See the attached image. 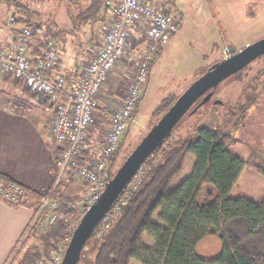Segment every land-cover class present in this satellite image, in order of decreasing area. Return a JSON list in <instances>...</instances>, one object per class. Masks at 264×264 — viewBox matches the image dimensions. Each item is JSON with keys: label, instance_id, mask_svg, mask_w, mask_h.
Segmentation results:
<instances>
[{"label": "trees", "instance_id": "obj_1", "mask_svg": "<svg viewBox=\"0 0 264 264\" xmlns=\"http://www.w3.org/2000/svg\"><path fill=\"white\" fill-rule=\"evenodd\" d=\"M105 2L89 0L81 13L82 20L89 25L103 21L107 14ZM0 3L17 17L18 23L32 29L33 42L41 43L45 38L59 40L66 34L63 29H51L52 24L44 27L39 14L19 0H0ZM160 51L161 48L149 63L148 75ZM246 68L226 80L233 79L242 84L240 75ZM177 98L173 96L155 109L148 130ZM140 99L132 117L138 111ZM254 100L257 98H247L248 103ZM199 102L188 112H194ZM248 103H237L235 112L244 116ZM201 107L203 105L197 109ZM126 135L127 132L110 157L111 169ZM231 141V135L221 128L198 127L194 135L186 136H175L171 132L135 176V188L129 192L125 203L119 205L114 213L108 215L105 223L95 229L77 264H130L131 261L138 264H264V198L256 203L244 197H229L245 167L255 168L264 176V154L262 159H254L253 155L241 159L226 149ZM187 154L195 157L192 172L171 188ZM57 158L58 152L54 150V159ZM111 169L110 177L115 173ZM0 181L4 184L12 182L1 173ZM62 188H65V183L59 182L51 194L50 199L57 203L53 210L56 219L40 233V250L25 249L19 258L25 240L30 238L32 232L37 235L35 224L46 212H42L24 234V241L11 262L17 260V264H34L42 255L49 256L64 242L65 225L61 217L73 213L68 203L75 199L61 193ZM206 192H211L212 197L204 200ZM28 198L39 200L38 195L30 191L26 192L25 202ZM40 205L37 202L31 207V222ZM210 236L220 239L222 249L215 258L203 259L196 254V249L199 243ZM145 238L152 241V246L144 243Z\"/></svg>", "mask_w": 264, "mask_h": 264}, {"label": "rangeland", "instance_id": "obj_2", "mask_svg": "<svg viewBox=\"0 0 264 264\" xmlns=\"http://www.w3.org/2000/svg\"><path fill=\"white\" fill-rule=\"evenodd\" d=\"M19 1L39 14V20L44 27L47 28L52 24L51 29L53 30L56 28L65 30L66 34L59 39L62 67H66L68 60L72 57L77 58L84 55V59L88 60L91 46H98L102 41L107 16L104 17L103 21H95L90 25L82 20L81 13L86 9L89 0ZM169 11L171 17L181 21V26L173 38L162 46L160 54L149 72L147 83L138 104V111L132 117L127 135L116 155L111 172L117 171L125 160L124 158L130 154L149 131L148 127L155 109L173 96L178 97L198 77L220 63L222 56H227L226 51L228 53L230 48H233L234 52H239L247 45L264 38V0H174ZM9 12L6 20L12 16L16 20L17 17L11 11ZM32 20L36 19L33 18ZM5 23L7 24V21ZM19 24L27 26L22 23ZM143 44L144 39L139 36V32L133 33L128 40L125 56L110 74L103 87L102 93L104 94V90H106L108 93H105V96L110 95L111 98L105 100L107 106L116 105L124 96L128 79H130L127 77H131L133 74L138 52ZM85 63L83 61L81 65ZM129 71L130 73H128ZM263 72L264 55L251 62L241 72L242 84L233 79L218 84L212 100L200 109H196V112L185 114L172 129V133L175 136H186L194 135L198 127L221 128L231 135L232 141L226 146L229 152L241 159H247L251 155L254 156V159H262L264 154ZM124 75L127 77L124 78ZM114 81H119L118 90L120 91L118 92L111 90ZM247 98H257V100L248 103ZM215 100H220L222 104H214ZM237 103L245 105L248 103L244 116H239L235 112ZM35 117L40 122L42 121L39 119L40 116ZM46 119V124L50 127V119L48 117ZM102 121L106 120L98 115L93 124V129H96L100 122L106 123ZM194 162L195 157L187 154L182 170L171 183V188L177 186L191 174ZM62 182L65 183V188L61 189V193L64 195L78 199L84 193V185L76 176L65 178ZM211 197V192H206L203 195L204 200ZM229 197H244L260 203L264 198V176L259 174L255 168L245 167L229 193ZM49 211L46 209V215L36 222L37 235L32 232L30 238L25 240L19 258L25 249L40 250L39 235L48 225L46 218ZM67 215L71 216V213ZM35 221L36 218L32 220L28 231ZM67 230L66 227L65 233ZM148 242L149 239L145 238L144 243ZM63 243L61 242L59 246ZM20 246L21 244L18 248ZM221 249L220 239L216 236H210L199 243L196 254L203 259H213L218 256ZM53 252L49 256L42 255L39 259L49 258ZM13 256L14 254L7 264H17V260L11 262ZM130 264L138 263L131 261Z\"/></svg>", "mask_w": 264, "mask_h": 264}, {"label": "built area", "instance_id": "obj_3", "mask_svg": "<svg viewBox=\"0 0 264 264\" xmlns=\"http://www.w3.org/2000/svg\"><path fill=\"white\" fill-rule=\"evenodd\" d=\"M167 3L168 0H106L107 23L102 41L98 46H91L89 59L79 68L78 80L70 81L58 71L59 40L45 38L40 52L30 55L32 29L21 26L13 16L7 20L5 25L12 29L15 41L6 48L0 46V73L23 84L30 97L48 106L46 116L50 119V138L58 152L53 187L35 218L49 209L47 223L56 219L53 210L57 203L50 197L63 179L76 176L84 185L82 196L68 203L73 211L71 216L61 217L68 228L64 243L49 258L39 259L34 264L61 263L80 218L103 192L110 178V157L131 124L133 110L147 82L149 63L180 27V21L168 13ZM135 32L144 39L136 67L128 79L124 96L116 105L107 106L103 87L125 56L128 40ZM98 115L106 123L100 122L93 129ZM134 178L97 228L125 203L129 192L135 188ZM26 192L25 187L17 182L4 184L0 181V198L12 206L24 207Z\"/></svg>", "mask_w": 264, "mask_h": 264}, {"label": "crops", "instance_id": "obj_4", "mask_svg": "<svg viewBox=\"0 0 264 264\" xmlns=\"http://www.w3.org/2000/svg\"><path fill=\"white\" fill-rule=\"evenodd\" d=\"M173 1L168 0L167 9H171ZM9 13V9L0 3V46L4 48L15 41L12 29L5 25ZM43 41H32L30 55L40 52ZM83 56L72 57L66 67L59 63L58 71L68 81L78 80L80 65L86 61ZM119 81H114L112 91H120ZM105 93L108 92L104 90V100H110V95L105 96ZM47 110V105L28 95L23 84L0 73V173L39 197V200L26 199L24 207L12 206L0 198V264H7L15 255L31 224V207L37 202L42 203L54 184L55 146L46 124ZM35 116H40L42 121ZM146 245L152 246V241L149 240Z\"/></svg>", "mask_w": 264, "mask_h": 264}, {"label": "water", "instance_id": "obj_5", "mask_svg": "<svg viewBox=\"0 0 264 264\" xmlns=\"http://www.w3.org/2000/svg\"><path fill=\"white\" fill-rule=\"evenodd\" d=\"M264 55V38L247 45L239 52L233 48L218 64L190 84L170 106V108L150 128L140 142L122 162L112 177L109 178L103 192L95 204L80 218L63 254L60 264H77L81 253L93 232L121 197L139 169L172 132L183 116L200 100L196 110L212 98L218 84L236 74L251 62ZM212 91V92H211ZM214 104L221 105L220 100Z\"/></svg>", "mask_w": 264, "mask_h": 264}, {"label": "flooded vegetation", "instance_id": "obj_6", "mask_svg": "<svg viewBox=\"0 0 264 264\" xmlns=\"http://www.w3.org/2000/svg\"><path fill=\"white\" fill-rule=\"evenodd\" d=\"M211 92H212V91H211ZM213 96H214V90H213L212 98H213ZM212 98H211L210 100H212Z\"/></svg>", "mask_w": 264, "mask_h": 264}]
</instances>
